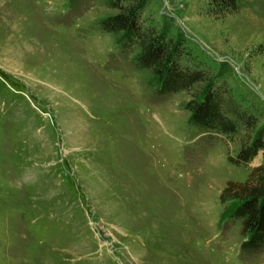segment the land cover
I'll return each mask as SVG.
<instances>
[{
    "label": "rangeland",
    "instance_id": "rangeland-1",
    "mask_svg": "<svg viewBox=\"0 0 264 264\" xmlns=\"http://www.w3.org/2000/svg\"><path fill=\"white\" fill-rule=\"evenodd\" d=\"M238 3L219 15L210 0H144L140 14L183 66L259 110L260 126L264 0ZM118 12L106 0H0V264H264L220 201L263 151L230 161L244 125L209 133L190 122L197 89L159 95L135 66L139 47L99 26Z\"/></svg>",
    "mask_w": 264,
    "mask_h": 264
},
{
    "label": "trees",
    "instance_id": "trees-1",
    "mask_svg": "<svg viewBox=\"0 0 264 264\" xmlns=\"http://www.w3.org/2000/svg\"><path fill=\"white\" fill-rule=\"evenodd\" d=\"M239 0H210L219 15L234 13L240 9ZM107 6L119 9L118 13L99 21L103 31L123 33V48L138 46L135 66L148 70L157 83V92L162 97L179 91L197 89L195 98L188 103L190 122L209 133L235 134L244 125L247 133L241 147L230 161L248 164L259 151L264 157V125L259 126L262 114L252 104L242 107L233 98L228 83L212 81L205 69L183 66L178 58L180 48L172 38L154 27H145L141 20L144 0H106ZM208 74V75H207ZM200 88V89H199ZM241 104V105H240ZM221 203L232 201L229 218L240 219L242 249L258 252L264 249V163L252 169L243 180H228L220 193Z\"/></svg>",
    "mask_w": 264,
    "mask_h": 264
}]
</instances>
